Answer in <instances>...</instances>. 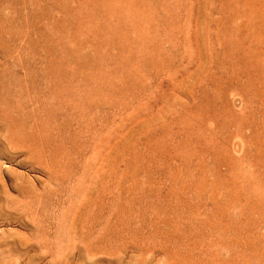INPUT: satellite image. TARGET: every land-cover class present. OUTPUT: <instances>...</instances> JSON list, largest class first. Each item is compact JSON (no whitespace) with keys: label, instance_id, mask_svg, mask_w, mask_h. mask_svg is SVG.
I'll return each instance as SVG.
<instances>
[{"label":"rangeland","instance_id":"374dc122","mask_svg":"<svg viewBox=\"0 0 264 264\" xmlns=\"http://www.w3.org/2000/svg\"><path fill=\"white\" fill-rule=\"evenodd\" d=\"M0 264H264V0H0Z\"/></svg>","mask_w":264,"mask_h":264}]
</instances>
